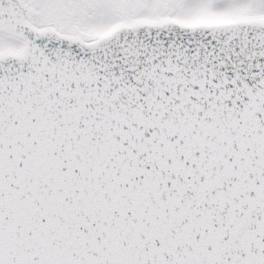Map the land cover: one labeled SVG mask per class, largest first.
I'll list each match as a JSON object with an SVG mask.
<instances>
[{
    "label": "snow or ice",
    "instance_id": "obj_1",
    "mask_svg": "<svg viewBox=\"0 0 264 264\" xmlns=\"http://www.w3.org/2000/svg\"><path fill=\"white\" fill-rule=\"evenodd\" d=\"M0 264H264V0H0Z\"/></svg>",
    "mask_w": 264,
    "mask_h": 264
}]
</instances>
